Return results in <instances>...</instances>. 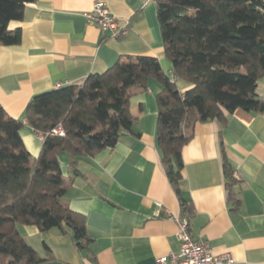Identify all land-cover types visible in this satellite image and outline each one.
<instances>
[{
  "label": "crops",
  "instance_id": "crops-1",
  "mask_svg": "<svg viewBox=\"0 0 264 264\" xmlns=\"http://www.w3.org/2000/svg\"><path fill=\"white\" fill-rule=\"evenodd\" d=\"M104 2L129 33L114 38L90 24L86 13ZM18 45L0 46V105L24 123L21 134L33 158L43 138L27 123L31 99L58 85L81 84L125 57L157 58L165 73L173 64L164 52L156 0H39L26 5ZM171 77V76H170ZM180 91L190 88L176 79ZM160 83L150 79L148 89H133L130 107L135 131L116 146L73 165L66 153L59 159L72 210L86 218L93 240L79 250L70 234L59 228L41 231L18 225L23 237L42 255L41 264H157L179 250L178 225L168 213L183 217L181 203L161 161L157 145ZM264 98V78L257 86ZM225 122L198 123L195 136L183 150L180 190L192 202L187 216L196 240L207 242L216 255L230 252L232 264H264V114L238 109ZM223 151L232 164L238 207L228 199L223 173Z\"/></svg>",
  "mask_w": 264,
  "mask_h": 264
},
{
  "label": "trees",
  "instance_id": "trees-1",
  "mask_svg": "<svg viewBox=\"0 0 264 264\" xmlns=\"http://www.w3.org/2000/svg\"><path fill=\"white\" fill-rule=\"evenodd\" d=\"M39 0H0V46L18 45L26 5ZM164 52L176 79L190 84L180 91L176 81L155 57L118 60L83 83L66 85L34 96L25 110L30 127L43 134L42 149L33 158L21 130L24 123L0 105V264H41L51 259L39 253L18 225L41 231L59 228L70 234L76 247L89 250L93 242L86 218L71 209L59 155L73 165L117 145L133 134L136 119L130 99L134 88L148 89L157 80V145L169 181L177 193L183 216L192 202L180 190L183 150L195 136L198 123L225 122L238 109L264 114V98L257 86L264 78V0H156ZM61 126L64 136L50 132ZM223 173L228 199L238 207L235 171L223 151Z\"/></svg>",
  "mask_w": 264,
  "mask_h": 264
},
{
  "label": "built area",
  "instance_id": "built-area-1",
  "mask_svg": "<svg viewBox=\"0 0 264 264\" xmlns=\"http://www.w3.org/2000/svg\"><path fill=\"white\" fill-rule=\"evenodd\" d=\"M86 18L90 24L97 26L101 31L108 32L114 38H121L129 33L127 25H121L104 2H96L92 11L86 13ZM173 81L176 77L170 73ZM61 87L58 85L57 88ZM61 126L50 132L51 135L64 136ZM44 139V135L41 134ZM168 219L173 220L178 225L177 237L180 243L178 251H172L167 257L157 260V264H232L234 259L230 252L216 255L210 245L203 240L193 238L189 230L188 217H179L168 213Z\"/></svg>",
  "mask_w": 264,
  "mask_h": 264
}]
</instances>
